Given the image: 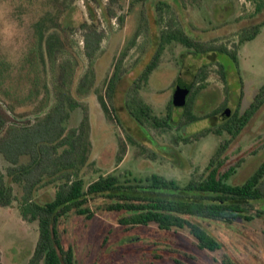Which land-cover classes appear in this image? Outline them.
I'll use <instances>...</instances> for the list:
<instances>
[{
	"label": "rangeland",
	"instance_id": "obj_1",
	"mask_svg": "<svg viewBox=\"0 0 264 264\" xmlns=\"http://www.w3.org/2000/svg\"><path fill=\"white\" fill-rule=\"evenodd\" d=\"M47 11L58 17L68 44L57 62L68 58L76 71L71 93L81 106L71 112L67 126L79 124L84 112L88 117L89 153L81 170L86 182L108 173L121 180L156 173L183 186L205 172L221 142L227 145L226 165L238 163L231 183L241 184L255 171L264 158V98L236 135L203 132L221 126L231 114H243L264 84V25L253 39L239 42L263 21L264 0H0V58L10 65L14 82L33 42L32 24ZM88 29L102 34L92 60L84 48ZM182 34L199 50L179 42ZM225 47L234 50L236 61L220 50ZM152 63L146 79H139ZM117 65L119 77L109 98L106 86ZM82 76L87 81L80 91ZM190 85L196 119L187 120L182 107L170 104L178 86ZM29 87L23 78L15 95L25 97ZM38 99L16 108L23 116L15 117L40 115L32 113ZM136 99L168 125L143 117L139 123L126 107H135ZM12 187L15 199L0 206V264H26L37 240V221L22 218L20 188ZM54 191L53 185L42 186L36 199L48 201ZM97 207L91 219L72 214L60 225L62 241L73 248L78 264H224L225 253L238 264H264V215L230 225L204 222L223 244L212 252L200 249L186 229L131 228L119 222L120 213Z\"/></svg>",
	"mask_w": 264,
	"mask_h": 264
},
{
	"label": "trees",
	"instance_id": "obj_2",
	"mask_svg": "<svg viewBox=\"0 0 264 264\" xmlns=\"http://www.w3.org/2000/svg\"><path fill=\"white\" fill-rule=\"evenodd\" d=\"M57 18L47 11L32 24L33 42L20 66L17 81L14 82L10 65L0 58V206L12 203L15 199L12 184H17L21 193L18 202L22 218L37 221V240L26 264H78L73 248L62 241L60 225L72 214L91 219L95 214L94 205L120 213L119 222L131 228L154 224L162 230L186 229L200 249L212 252L221 249L223 244L204 222L230 225L238 221L251 222L264 215V158L243 183L233 184L229 179L238 163L226 165V142H221L215 149L205 172L183 186L175 179L156 173L122 180L118 175L108 173L86 182L81 170L88 159L89 122L84 112L79 124L67 126L71 112L81 104L71 93L76 72L73 61L67 58L57 62L58 53L68 45L62 35L64 28ZM262 25L264 19L251 33L241 36L239 42L253 39ZM177 39L199 50L198 44L185 35H179ZM101 40L102 34L97 30L88 29L84 34L85 55L89 60L94 58ZM210 48L203 47L204 50ZM220 50L236 61L234 50L226 47ZM154 65L152 63L139 79L145 80ZM39 66H43L44 80ZM32 71L34 74L30 76ZM201 71L204 70L201 68ZM118 77L119 65L107 82L109 98L113 97ZM23 78L29 79L30 87L26 96L19 98L15 95V87ZM86 81V76H82L80 91L85 90L86 87H82ZM189 87L184 105L176 107H182L185 119L192 120L196 119L190 110L195 89ZM261 97L264 98V84L248 110L240 115L231 114L221 126L208 128L203 133L222 135L226 131L236 135ZM30 99L39 100L32 113L40 115L34 119H17L15 116L23 115L16 108L25 107ZM98 99L109 116L104 98L99 96ZM133 103L135 107L128 103L126 107L139 123L143 117L154 125H168L165 118L152 115L150 107L142 100L136 99ZM170 105L174 106L172 102ZM47 185H53L54 195L50 200L40 202L36 192ZM223 257L224 264H238L226 253Z\"/></svg>",
	"mask_w": 264,
	"mask_h": 264
},
{
	"label": "water",
	"instance_id": "obj_3",
	"mask_svg": "<svg viewBox=\"0 0 264 264\" xmlns=\"http://www.w3.org/2000/svg\"><path fill=\"white\" fill-rule=\"evenodd\" d=\"M188 95V89L183 87H177L173 93L172 103L174 106H183ZM224 117L228 115L226 111L223 113Z\"/></svg>",
	"mask_w": 264,
	"mask_h": 264
},
{
	"label": "crops",
	"instance_id": "obj_4",
	"mask_svg": "<svg viewBox=\"0 0 264 264\" xmlns=\"http://www.w3.org/2000/svg\"><path fill=\"white\" fill-rule=\"evenodd\" d=\"M178 87H180V86H178ZM182 87V86H181ZM185 88V87H184Z\"/></svg>",
	"mask_w": 264,
	"mask_h": 264
},
{
	"label": "flooded vegetation",
	"instance_id": "obj_5",
	"mask_svg": "<svg viewBox=\"0 0 264 264\" xmlns=\"http://www.w3.org/2000/svg\"><path fill=\"white\" fill-rule=\"evenodd\" d=\"M177 89V88H176Z\"/></svg>",
	"mask_w": 264,
	"mask_h": 264
}]
</instances>
